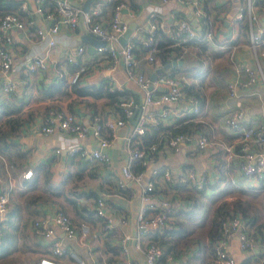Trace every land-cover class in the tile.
<instances>
[{"label": "crops", "instance_id": "0c3cea01", "mask_svg": "<svg viewBox=\"0 0 264 264\" xmlns=\"http://www.w3.org/2000/svg\"><path fill=\"white\" fill-rule=\"evenodd\" d=\"M2 1L6 2V0ZM20 1L17 0L18 3ZM29 1L34 2V0ZM102 1H104L105 15L109 16L112 2L111 0ZM136 1L138 5L133 7L136 11L134 17H131L127 10L123 12L124 17L134 24L145 20L144 6L153 0ZM172 1L176 3L175 12L171 18L173 23H176L178 16H185L190 20L195 18L190 8L182 4L181 0ZM243 2L244 0H204L205 12L212 20L213 37L211 39H191L186 43L188 51L192 47L197 49L195 51L197 56L202 52H208L209 56L219 58L226 51L233 52L234 57L226 60L228 61L227 66L232 68L229 77L234 72L235 61L242 60L251 65L254 61L249 46V31L245 34L239 28L238 21L233 20L234 14ZM31 7L33 8V4ZM255 10L258 16L256 25H258L264 20V1L256 4ZM80 31L79 34L70 28L61 30L57 37L60 44L50 48L51 56H57L65 63L67 47L70 46L69 50H71L77 43H85L87 50L82 55V62L88 64L89 69L78 84L101 85L105 81L108 86L111 85L110 83L117 84L121 87V91L128 90L129 94L137 98V102L140 103L143 92L135 80L128 76L123 60H119L116 70L110 68V58L101 59L104 52H100L97 48H94L93 52L90 51V43L80 38ZM13 36L15 63L11 74L18 80L17 93L10 98L0 96V103L5 102L16 108L11 112L3 113L0 116V123L6 126L7 117L20 115V124L15 128L11 138L18 143L22 151L27 153V157L20 166L12 165L7 157L3 156V164L1 162L0 165V176L3 182L11 186L7 217L3 218L0 213L2 230L0 264H37L41 254L52 255L51 239L42 236L33 223V220L41 215L49 218L54 228L53 236L63 242L66 250L78 252L86 260V264H128L129 261L135 264H145L142 252L134 249L133 246L125 251L121 244L123 234H135L137 214L142 203L138 191L149 175V167H147L138 184L130 182L127 187L118 186L120 166L127 158L125 137L129 126L118 127L114 142L107 149L111 156L109 163L97 158L72 154L66 148L57 152L56 144L74 140L72 135L58 130L49 132L43 130L42 126L46 123L45 115L49 111L47 104L25 107L32 88L36 87L45 94L43 87L46 88L52 82L59 81L55 78V58L49 60L44 72L36 71L27 74L21 68L29 50L36 44V50L46 46L48 42L43 44V41L48 40V37L39 40L31 29L15 30ZM181 59H183L182 64L187 61L184 55ZM19 63H21L20 67ZM182 64L177 63L179 71ZM139 66L148 70V66H144L142 62ZM209 67L210 65L206 66V73L196 69L184 73L191 83H195L201 90V95L195 96L198 102L199 99L204 100L202 109L187 120L197 123L194 126L195 131H186L189 138L182 141L178 149H167L161 152L154 164L170 168L172 178L182 177L190 165L199 171H205L208 174L205 189L197 190L190 184L176 185L178 178L164 182L158 181L157 191L170 198L172 211L163 225L148 230L141 235V239L149 242L155 235L162 234L170 238L173 244L171 250L162 253V260L166 261V264H219L212 251L210 239L213 212L221 203L231 210L241 205L246 211L245 227L253 235L255 244L252 248L242 249L239 246L238 232L233 230L227 238V250L235 258V264H240L244 258H248L247 264H258L260 261L264 264L263 178L249 175L252 176L251 185L239 183L224 188L222 184L228 175L233 178L232 181H235L232 176V171H238L235 158L228 164L223 147L216 142L205 149L200 150L196 147V136L199 131H206L211 138L221 142L228 143L235 140L237 130L224 122L225 113L233 107L243 108V125L249 122H262L264 120V84L257 80L242 89L239 95L231 98L226 95V81L219 83L214 77L215 67L213 66L211 71H208ZM204 84H208L207 89L203 87ZM115 104L116 100L106 93L101 95L88 93L72 100L66 108L76 113L80 119L89 120L96 113L103 116L113 113ZM171 123L167 118L162 128L170 127ZM76 139L80 143L91 146L90 148L96 142L92 135ZM252 147L254 151H264V139L253 142ZM28 168H33L34 171L31 176L26 177L23 172ZM133 189L137 190L135 195H132ZM100 194L105 196L106 210L114 216L115 220L114 227L105 231L101 216L95 211L96 197ZM60 205L77 221L85 220L91 223L92 230L85 244H81L77 239L68 238L64 230L54 221L56 207ZM237 210L241 214V211ZM201 211L205 212V217L203 220H198L197 215ZM181 227L185 230H180ZM201 227H203L202 230H200ZM62 259L71 264L74 263L68 254L63 255Z\"/></svg>", "mask_w": 264, "mask_h": 264}, {"label": "built area", "instance_id": "2783aa9c", "mask_svg": "<svg viewBox=\"0 0 264 264\" xmlns=\"http://www.w3.org/2000/svg\"><path fill=\"white\" fill-rule=\"evenodd\" d=\"M85 1L21 0L18 7L4 9L5 11L0 13V96L10 98L17 93L18 80L11 74L15 63L12 46L14 31L31 29L39 40L48 37L47 45L27 56L21 68L27 74L36 71L44 72L49 60L55 58V78L59 79L61 84L48 94L41 93L36 87L32 88L25 107L47 104L49 111L45 115L46 123L42 126L43 130L48 132L58 130L72 135L74 140L56 144L57 152L66 148L72 154L97 158L106 163L111 162L107 149L113 144L118 127L129 126L125 137L127 158L120 166L118 186L127 187L130 182L138 184L147 167H149V175L138 191L142 203L137 214L135 234L122 235V248L128 251L130 246H133L134 249L142 252L145 264H166V261L162 260V248L155 242L143 241L141 235L163 225L172 211L170 198L159 194L156 185L158 181L164 182L177 178L171 177L170 168L154 165L157 157L167 149H178L181 142L189 136L187 133L177 132L168 136L163 142L162 126L167 118L172 122L170 125L172 126L179 118L198 113L200 106L195 95L187 91V86L191 83L189 77L178 70L177 62L171 63L182 58L187 48L184 46L181 53H176L169 61L163 63L158 57L159 35L165 34L174 45H182L191 39H211L213 37L212 20L205 12L204 0H181V3L187 5L198 20L196 23L185 16H178L176 23H173L171 18L175 12L176 3L172 0H153L144 6L145 20L133 25L130 37L118 48L116 44L120 36L131 23L130 19L124 17V10H127L131 17H134L136 13L130 0H111L112 10L109 16L105 15L104 1L93 0L88 8L84 7ZM257 18L254 0H244L243 5L234 14L235 22L241 19L248 21L249 46L254 61L252 65L242 60L234 62V72L225 83L228 97H236L242 89L257 80L264 84V20L256 25ZM66 28L78 33L81 30L80 38L83 34L95 33L99 36L98 41H105L95 46L100 52H104L101 59L110 58L109 66L115 70L119 60H123L128 76L135 80L143 92L141 102L138 103L133 95L122 96L116 101L113 113L107 116L96 113L89 120H82L76 113L67 109L66 105L72 100L84 96L76 88V84L83 78L89 66L82 62V55L87 50L85 43H77L71 50L68 46L66 50L68 52L64 57L65 63L49 53L50 48L60 44L58 34ZM141 62L144 66H148V70L139 66ZM165 64L168 65L163 67ZM158 68L161 70L156 72ZM110 84L108 86L110 90L121 89L117 84ZM136 107L139 108V112L136 120L132 122L130 118ZM243 121V108L236 106L229 109L224 115V122L237 130L235 140L225 143L211 138L206 131H199L196 136V147L201 150L216 142L223 147L228 164L235 158L236 169L239 172L246 176H259L264 180V151H254L252 147L253 142L264 139V120L249 122L245 125ZM91 135L96 140L92 148L76 139ZM154 137L155 139L147 141ZM136 164L139 165L137 170L134 168ZM33 171V168H28L23 175L29 177ZM178 179L195 185L199 190H204L208 174L190 165L186 168V173ZM262 187L264 188V181ZM136 191L133 189L132 195H135ZM10 195L11 186L6 185L0 176V213L3 218L8 214ZM95 210L101 216L104 231L114 227V216L106 210L104 195L100 194L96 197ZM54 221L64 230L68 238L77 239L81 244L86 243V238L92 230L90 222L77 221L61 206L56 207ZM33 223L42 236L51 239L52 248V255L41 254L37 264H71L62 259L66 248L61 240L53 236L54 228L49 218L41 215L35 218ZM219 228L218 238L212 244L216 261L219 264H235V258L227 250L229 233L237 230L239 246L242 249L252 248L255 239L238 214L221 219ZM1 231L0 226V234ZM68 252L69 257L74 260L73 264L87 263L75 250H68ZM261 263L262 261L258 264ZM128 264L135 263L129 261Z\"/></svg>", "mask_w": 264, "mask_h": 264}, {"label": "trees", "instance_id": "16d2710c", "mask_svg": "<svg viewBox=\"0 0 264 264\" xmlns=\"http://www.w3.org/2000/svg\"><path fill=\"white\" fill-rule=\"evenodd\" d=\"M263 1L264 0H254V4L256 5L259 2H263ZM130 2H131V5L133 7H136V5H138V2L136 0H130ZM17 4L19 5L17 0H6L5 3H3L2 0H0V13L3 12L4 9H10V7H18ZM238 25H239V28L242 29V31L245 34H248L249 26H248L247 19L239 20ZM138 46H142V45H138ZM158 46H159L158 57L161 59V61L163 63H166L167 61H169V59L172 58V56H174L176 53H181L184 46L187 47L186 43H182V45H174L173 41L163 33L161 35H159ZM138 52H142V50H138ZM60 84H61V82L59 80V81L54 82V83L52 82L50 85H48V87H46V88L43 87L42 89H43L45 94H48V93L52 92L53 90L57 89L60 86ZM76 88L82 94L94 93L97 95H101L102 93H106L109 96H111V98L113 100H116V101L122 96L127 97L130 95L128 90H123V91L117 90V89L116 90H110L108 88L107 81H105L101 85L100 84L80 85L77 83ZM187 91L189 93L194 94L196 97L201 95V90L195 85V83H190L187 86ZM203 104H204V100L199 99L200 110L202 109ZM15 108H16V106H12L8 103H5V102L0 103V116L3 113L13 111ZM191 116H192V114L183 116V117L179 118L178 121H176L174 125H172L170 127L162 128L163 129V134L161 135L162 139L163 140L167 139L168 136H170L171 134H175L177 132L188 133L186 131H191V132L195 131L196 127L194 128V126L197 123L194 121H187L190 119ZM20 120H21L20 115H16V116L11 115V116L7 117L5 120V122L7 123L6 126H4L2 123H0V165H1V162L3 164V156H6L8 161L12 165L16 164V165H20V166L23 165L24 159H25V157H27V153L22 151L19 148L18 143L15 140H12V138H11L12 134L15 131V128L20 124ZM166 129H167V131H166ZM147 136H149V135H147ZM153 139H155V137L150 139V140H147V141H151ZM134 168L137 170L139 168V165L136 164L134 166ZM205 183H207V182H205ZM179 184H188V182L187 181H180L178 179L176 182V185H179ZM193 186H195V185H193ZM197 190H199V189L197 188ZM237 207L238 208H234L231 210L224 203H221L215 208V210L213 212V217H212V227L210 230L211 245L213 244V241L216 238H218L219 231H220L219 227H220L221 219L238 214V215H241L244 222L247 223V221L244 217V216H246L245 208L241 205L240 206L238 205ZM237 209H239V211H241V214H239L237 212L238 211ZM180 230L184 231L185 229L183 227H181ZM162 235H157V236L155 235L154 238L151 239V241L158 244L162 248L163 254H164V251L168 252L171 250L173 244L171 243L170 238H167V236H164V235L162 236ZM212 251H214L213 246H212ZM68 253H69L68 250H66V252H64V255H66ZM163 254H162V256H163ZM247 261H248V258H244L240 262V264H247L246 263Z\"/></svg>", "mask_w": 264, "mask_h": 264}, {"label": "rangeland", "instance_id": "374dc122", "mask_svg": "<svg viewBox=\"0 0 264 264\" xmlns=\"http://www.w3.org/2000/svg\"><path fill=\"white\" fill-rule=\"evenodd\" d=\"M47 40L43 41V44H46ZM37 49V44L34 45L33 48H31L29 50V52L27 53V56H30L33 52H35ZM195 51H197L196 48L192 47L191 49H186L185 53H184V57L187 58V61H185L184 64L181 65L180 67V71L183 73H189L192 70H200L202 73H206L207 72V68L206 66L209 67L208 71H211V69L213 68V66L215 67L214 69V77L217 79V81L219 83H223L226 81V79L229 77V73L231 71V67L227 66L228 61H226L227 59L230 60L233 56V52H228L226 51V53L219 58H215L212 56H209L208 52L204 53L202 52V54L198 55L195 53ZM201 61H199V59ZM234 60V58L232 59ZM19 67L21 66V63H19L18 65ZM212 66V67H211ZM205 75V74H204ZM198 81V80H196ZM206 89L208 88V84H204V86ZM259 103V101H258ZM198 152H201L200 150H198ZM232 176L234 177L235 181H232L231 176L228 175L223 182V187L224 188H228L230 187V185H235V184H239V183H248L249 185H251V178L252 176H246L244 174H242L241 172L238 171H232ZM232 182V183H230ZM205 217V212L201 211L200 213H198L197 215V219L198 220H203ZM203 227L200 228V230H202ZM188 252V251H187ZM187 252H185V255L187 256ZM192 264V263H190Z\"/></svg>", "mask_w": 264, "mask_h": 264}, {"label": "water", "instance_id": "95a60500", "mask_svg": "<svg viewBox=\"0 0 264 264\" xmlns=\"http://www.w3.org/2000/svg\"><path fill=\"white\" fill-rule=\"evenodd\" d=\"M92 1L93 0H86L85 3H84V7L88 8ZM191 22H193V23L196 22V18H191ZM133 25H134V22H131L130 26L127 28V30L120 36L119 41L116 44L118 48H120L122 44H125L127 39L130 37V35L132 33ZM98 37L99 36L97 34H95V33H86V34H83L81 36L82 39H84L86 41H89V43H90L89 44V50L92 51V52L94 51V48H95V46L98 43H105V41H98L97 40ZM176 62L178 64H182L183 63V59L180 58V59H178L176 61H171L172 64H174ZM167 65L168 64H165L163 67H166ZM160 70H161V68H158L156 70V72H159ZM139 102H141V99L139 100ZM138 112H139V108L136 107L134 109L133 116L130 118V120L132 122H134L136 120V116H137Z\"/></svg>", "mask_w": 264, "mask_h": 264}]
</instances>
